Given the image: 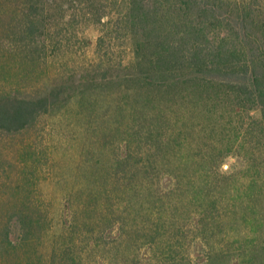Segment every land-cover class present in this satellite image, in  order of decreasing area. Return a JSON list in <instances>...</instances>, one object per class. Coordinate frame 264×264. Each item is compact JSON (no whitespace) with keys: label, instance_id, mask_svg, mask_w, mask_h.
Listing matches in <instances>:
<instances>
[{"label":"trees","instance_id":"16d2710c","mask_svg":"<svg viewBox=\"0 0 264 264\" xmlns=\"http://www.w3.org/2000/svg\"><path fill=\"white\" fill-rule=\"evenodd\" d=\"M86 46L96 59L78 73ZM74 111L113 153L98 179L131 198L116 216L108 208V224L121 218L131 236L140 218L151 219L135 180L158 175L161 158L179 162L186 184L178 187L199 211L188 232L218 237L206 264H264V0H0V132ZM229 157L243 166L224 170ZM93 187L95 203L114 199ZM27 201L1 204L2 247L13 242L12 213L27 229ZM80 219L74 232L89 225Z\"/></svg>","mask_w":264,"mask_h":264},{"label":"rangeland","instance_id":"374dc122","mask_svg":"<svg viewBox=\"0 0 264 264\" xmlns=\"http://www.w3.org/2000/svg\"><path fill=\"white\" fill-rule=\"evenodd\" d=\"M88 34L94 47L100 31L92 28ZM92 47H87V52L79 47L78 73L95 61L92 51L88 53ZM70 112L41 117L34 126L18 133L0 132V206L8 199L27 198L32 203L25 231L20 229L18 216L11 214L13 242H6V247L0 243V264L208 263V245L217 243L218 237L197 230L188 232L191 213L198 216L199 211L186 204V192L178 187L186 184V166L161 158L158 175L135 180L146 187L140 186L135 200L141 199L139 206H145L143 214L151 212L152 218H140L137 231L129 236L130 232L121 228V218L108 224L106 217L108 208L115 210L112 216L120 214L121 205L131 198L122 190H114L111 179L103 181L96 173L115 163L113 153L103 152L96 145L100 141L94 135L95 123L81 121L76 111ZM252 114L256 118L261 116L259 109H253ZM119 139L122 141L120 136ZM240 166L243 165L239 160L229 157L223 169ZM93 184L99 190L107 189L114 199L108 202L103 194L101 201L95 203L91 196V192L96 193ZM34 209L39 213L33 216ZM121 214L129 221L126 230L135 229L138 223L126 217L128 212ZM76 215L88 219L85 221L89 225L84 227L81 223L74 232ZM161 215L160 221L165 225L152 237L148 228ZM3 232L0 227L1 240Z\"/></svg>","mask_w":264,"mask_h":264}]
</instances>
